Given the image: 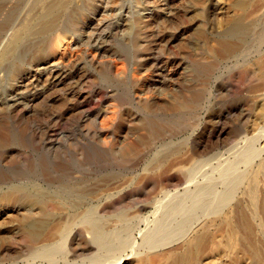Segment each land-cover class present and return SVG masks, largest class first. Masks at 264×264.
I'll return each mask as SVG.
<instances>
[{
	"label": "rangeland",
	"instance_id": "obj_1",
	"mask_svg": "<svg viewBox=\"0 0 264 264\" xmlns=\"http://www.w3.org/2000/svg\"><path fill=\"white\" fill-rule=\"evenodd\" d=\"M7 1L1 0L0 15ZM235 1L73 0L53 32L18 44L0 68V195L10 184L30 179L54 195L66 187L67 198L74 201L92 186L97 192L104 182L114 186V180H125L124 191L111 197L126 200L106 216L147 204L140 213L144 220L135 223L139 230L132 233L137 248L146 246L144 237L178 224L190 197L208 185L207 204L194 220H212L228 181L242 175L234 199L221 211L232 223L238 220L236 238L228 239L229 227H221L200 260L264 264V12L236 23ZM3 22L0 17V37ZM39 51L46 65H37ZM191 154L201 162L194 179L186 181L180 172L189 167L185 159ZM163 177L169 185L159 184ZM162 187L176 191L169 200L184 199L175 212H165L167 201L157 195ZM20 200L0 201L4 264H24L30 252L22 237L21 220L27 217ZM239 211L253 222L251 246L242 240ZM73 235L66 241L68 251L88 242L85 231ZM173 239L152 249L159 253L158 264L180 252L183 240ZM88 253L27 263L78 264L94 251Z\"/></svg>",
	"mask_w": 264,
	"mask_h": 264
},
{
	"label": "bare ground",
	"instance_id": "obj_2",
	"mask_svg": "<svg viewBox=\"0 0 264 264\" xmlns=\"http://www.w3.org/2000/svg\"><path fill=\"white\" fill-rule=\"evenodd\" d=\"M253 1L254 2H252V4L251 3L248 4L245 0H236L235 1L234 8L236 10V18L234 21H236V23L242 21L247 16L252 17V16L256 15V17H257L258 14H262L264 12V0H253ZM0 2H1V0H0ZM72 2H73V0H8L6 2V4L2 7L3 9H2L1 15H0V17L4 21L3 23L5 24V27H6V28L4 27L3 33L0 37L1 38L0 39V68L3 67L4 62L7 60V58L12 53L13 49L18 44H20L21 42H24L25 40H29V42H30L31 38L33 39L34 37H37L38 35H42L43 33L50 32V31L53 32L55 30L56 26L58 25V22L60 20L59 19L60 16L64 13V11L68 7V5ZM17 11H18V13L15 16L14 14ZM0 27H3V26H0ZM55 37H56V40H59L61 36L59 34H57V36H55ZM24 45H26V44H24ZM64 48H65V46H64ZM225 48L227 49L228 47L226 46ZM36 52H37V50H36ZM35 59H37V61H38L37 65H41V64L46 65L49 62V61L45 60L44 53L42 51L38 52L37 58H35ZM42 60H43V62H39ZM262 66H264V65H262ZM260 73H261L260 74V76H261L262 70ZM263 73H264V68H263ZM114 127H116V125H114ZM4 135L5 134L2 135V133H1L2 138H4ZM129 146H130L129 148L132 149L133 147L136 146V144L135 145L129 144ZM164 147L165 146H163V148ZM167 147H169V146H167ZM158 153L160 154V152H158ZM170 153H171V150H170ZM153 154H155V153H153ZM174 154H176V153H174ZM183 158L185 159L184 156H183ZM186 158L187 159H185V160H186V163H189V167L185 170H182L180 173L182 175H184V178L186 181H189L190 179H194L191 177L194 174V171L196 169V166H197L196 164L198 162H201V160L197 162L194 159L195 161H193L192 154L189 157L186 156ZM152 163H153V167L158 166V163L156 162L155 157L152 159ZM183 163H185V161ZM204 163H205V161H204ZM170 164H171V162H170ZM180 164H181V162H180ZM162 173H164V172H162ZM112 176H115V175H112ZM106 177H108V176H106ZM141 178H142V176H141ZM226 178H228V177H226ZM226 178H225V180H227ZM242 178H243V176L240 175L239 177H237V179L234 178L233 180L228 181L225 190L222 188L224 191L219 196L217 205L213 208L214 213L216 214V217H214L212 220L207 221L206 219H202V220L198 219L199 220L198 222H195V220H194V219H196V216H198L197 212L199 210H201L202 208H204L205 205L207 204V196L211 190V187L208 185V186H204V187L200 188L197 193H195L192 197H190V204L187 207V213L182 217L181 221L178 224H175L174 227L172 225V228H162L160 234L148 235L147 237H144L147 239V240L145 239L146 240L145 241L146 246H142V247L139 246L137 248H136V245L133 243V241H135V239L134 240L132 239V233L138 227V224H137V226L135 224L136 221L142 222L144 220V217L141 216L140 213L143 212L144 210H146L147 204H144V203L143 204H137L133 208V210H131V212L130 211L125 212L123 210H120L111 216L109 215L112 210L114 211V208L117 205H121L126 200L124 195L123 196L119 195L116 202L113 201L112 200L113 198L111 197V195H113V194L118 195L124 191L123 190L124 186L122 185V183L125 182L124 179H123L124 181H122V183H118L114 180V182L116 183L114 186H111L110 183L104 182L103 184L100 185V187H97V189H96L97 192L91 191V188L93 186L90 187V191H87L85 189L87 192H84L81 194L79 193L78 195H76V198H79L80 200H76L74 198L75 199L74 201H70L67 198V195H69V193L64 191L66 187L63 190L64 193L62 192L63 194L62 193L59 195H58V193L56 194V192H58V190H57L55 192L56 195H54L51 192L43 191L41 189L42 186L39 187L36 182H31L29 179V180H25L23 182H19L17 184H15V183H13L12 185L10 184V186L8 188L9 191L6 194L0 195V201H3V202L10 201V200L16 201V199H19V197H21L20 204L22 205L23 210H24L23 214L25 215V217H27L26 219L21 220V226H22V231H23V236H22L23 242L27 246L26 248H29V250H30V252L28 251V253H29L28 256L23 258L24 260H27V261L29 259L30 260L31 259H33V260L42 259V260L48 261L46 263H54L56 261V259H58L59 257L74 258V257L78 256L77 258H79V255H82V254L84 255L85 253H87L89 255L90 253H88V252L94 251V253L91 256L86 257V258H81L78 260V262L81 264L82 263L85 264L84 261H89V264H98V263L99 264H101V263L119 264L121 260L131 259L134 264H158L159 253H155L156 250L154 251L152 249H154L160 245H165V244L169 243L170 239L176 238L173 240H178V239L183 240V245L182 246L179 245L180 248L181 247L182 248L180 249V252H178V254H175L174 256L171 257V259L169 260V262L167 264H201V261H206V258H205V260H200V257L205 253L207 248L212 247L215 244V241L217 240V236H219L218 231L220 230L221 227H225V226L229 227L230 234H229V237L227 236L228 239H232V237L234 236V233L236 232V221L238 223V220H234V222L232 223L233 219L228 218V217H230V216H227L228 213L226 212V214H225L223 212L224 214H221V211L224 208H226L229 204H231L232 199H234L233 195H234L236 186L242 181ZM255 179H257L256 176H253L252 177V180H253L252 186L255 183ZM99 180L100 179L98 178V181ZM80 181L82 182V180H80ZM158 181L160 182V179H158ZM161 181L162 182H160V183L158 182V183L159 184L164 183V185H166V186L169 185L171 182L169 180V178H167V177H163ZM243 181H245V180H243ZM187 184H189V183L187 182ZM154 185H155V183H154ZM200 185H202V184H200ZM48 186H51V185H48ZM75 186H78V185H75ZM69 187H70V184H69ZM71 187H72V185H71ZM154 187H156V186H154ZM56 189L57 188L55 187V190ZM70 189H72V188H70ZM73 190H75V189H73ZM73 190H71V191H73ZM186 190H187V188H186ZM51 191H53V190H51ZM175 192L176 191H174V190L171 191V190L164 188V187H162L161 189L159 188V190H158L157 195L160 196L162 200L167 201L168 209L165 208V209H167V211L164 209L166 213L175 212L179 207L182 206V204H184L183 203L184 199H179L178 201H175V202H173L174 200L173 201L169 200L175 194ZM212 197H214V196H212ZM94 201H96L97 204L95 206H92L93 204L91 205L90 202L92 203ZM156 202H157V204H159V201H156ZM147 203H149V202H147ZM164 204H166V203L164 202ZM256 204H257V202H256ZM158 206H157V208H158ZM236 206L237 205L234 206V212H233V213H235V218L237 217L236 216ZM152 207H154V206H152ZM159 208H160V206H159ZM157 211H158V209H157ZM229 211H230V209H229ZM108 212H109V214H107V215H109V216H106V213H108ZM240 214H241V212H240ZM161 216H163V215H161ZM108 219H111L110 223H109ZM231 219H232V221H231ZM240 219H241L240 220V226L242 229L241 231H243L242 240H243V242H245L246 244L251 246V244H252L251 238H252V234H254V229H255L253 222L250 221L251 219L250 220L246 219V217L243 214H241ZM172 223H173V221H172ZM137 230H139V229H137ZM154 230L156 231V229H154ZM225 230H227V229H225ZM77 231H85L88 235V242L86 244H84L83 246H81V244H79V242H78L77 244H79L81 247H77L79 245H77L76 247L71 246V250L68 251L66 249V241L68 240V238H71V236H74L73 235L74 233L77 234ZM257 231L258 230H256V233H257ZM261 233H262V230H261ZM150 234H151V232H150ZM226 234H227V232H226ZM80 237H82V236H80ZM223 237H224V235H223ZM222 243L223 242H221V244H219V245L223 246ZM236 243H237V241H236ZM138 245L139 244H137V246ZM224 246H226V245H224ZM250 246H249V248H250ZM234 247L236 248L235 245H234ZM128 248L130 249V253L127 254L126 249H128ZM227 251H228V249H227ZM231 251H230V254H231ZM84 256H81V257H84ZM161 256H163V254ZM60 259H62V258H60ZM66 259H68V258H66ZM21 260H22V258H21ZM33 260H32V263H33ZM73 260L74 259H72V261ZM27 261H25L24 264L27 263ZM28 262L31 263V261H28ZM66 263H68V261H66ZM129 263H130V261H129ZM0 264H4L3 262H1V259H0ZM12 264H17V262L12 261Z\"/></svg>",
	"mask_w": 264,
	"mask_h": 264
}]
</instances>
